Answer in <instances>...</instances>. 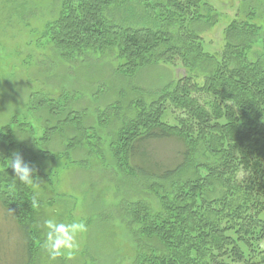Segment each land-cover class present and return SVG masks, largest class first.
<instances>
[{
  "label": "trees",
  "instance_id": "16d2710c",
  "mask_svg": "<svg viewBox=\"0 0 264 264\" xmlns=\"http://www.w3.org/2000/svg\"><path fill=\"white\" fill-rule=\"evenodd\" d=\"M60 6L44 38L65 61L109 51L125 77L162 63L182 71L148 105L131 104L134 114L110 145L120 170L150 182L160 204L155 213L142 202L128 204L140 246L148 242L132 264H264V59L251 62L244 47L233 45L216 54L206 51L194 31L201 22H213L206 0H61ZM253 31L231 21L225 34ZM41 106L53 117L62 111L50 100ZM59 124L40 143L70 126L79 137L68 148L84 145L87 129L77 112ZM16 125L21 124L13 118L0 129L9 146L0 153V206L20 229L21 264H33L44 202L31 185L15 181L8 167ZM170 140L181 145L179 157L161 169L146 144ZM18 146L25 161L29 147ZM33 168L36 179L45 177ZM168 181L165 190L159 183Z\"/></svg>",
  "mask_w": 264,
  "mask_h": 264
},
{
  "label": "rangeland",
  "instance_id": "374dc122",
  "mask_svg": "<svg viewBox=\"0 0 264 264\" xmlns=\"http://www.w3.org/2000/svg\"><path fill=\"white\" fill-rule=\"evenodd\" d=\"M206 2L212 8L213 22H201L194 31L207 52L216 54L233 45L244 47L251 62L264 59V0ZM60 3L0 0V129L17 119L21 125L12 129L15 146L10 152H18V145L29 147L25 162L45 175L31 185L44 202L33 264H132L137 249L148 242L141 241L140 246L139 226L132 221L128 204L142 202L153 213L160 210V204L150 182L120 170L110 145L134 114L131 104L142 100L148 105L182 71L162 63L125 77L117 72L120 62L109 51L65 61L44 38L46 26L57 20ZM231 21L247 23L255 31L225 34ZM176 67L181 66L177 63ZM49 100L62 106L61 114L53 117L48 106H41ZM72 111L87 129L84 145L74 151L68 148L67 142L79 137L70 126H61L48 144L40 143L44 132L59 127ZM103 112L107 119L101 116V120L98 116ZM8 147L0 136V153ZM146 148L151 162L167 169L176 163L181 145L176 140L154 141ZM159 184L167 190L171 182ZM49 218L86 224L87 231L77 237L75 253L55 260L49 256L44 248V221ZM23 244L19 227L0 206V264H21Z\"/></svg>",
  "mask_w": 264,
  "mask_h": 264
},
{
  "label": "clouds",
  "instance_id": "9594fccd",
  "mask_svg": "<svg viewBox=\"0 0 264 264\" xmlns=\"http://www.w3.org/2000/svg\"><path fill=\"white\" fill-rule=\"evenodd\" d=\"M7 160L15 181L24 185H33L36 182V169L24 161L20 152L14 153ZM44 227L47 229L44 248L53 260L61 255L70 256L75 253L78 250V235L87 231V226L82 221L65 223L55 218L46 219Z\"/></svg>",
  "mask_w": 264,
  "mask_h": 264
}]
</instances>
